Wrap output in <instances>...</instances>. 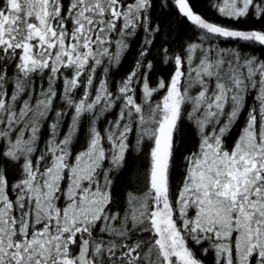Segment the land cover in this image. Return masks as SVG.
I'll return each instance as SVG.
<instances>
[{"label":"snow or ice","instance_id":"snow-or-ice-1","mask_svg":"<svg viewBox=\"0 0 264 264\" xmlns=\"http://www.w3.org/2000/svg\"><path fill=\"white\" fill-rule=\"evenodd\" d=\"M0 264H264V0H0Z\"/></svg>","mask_w":264,"mask_h":264}]
</instances>
